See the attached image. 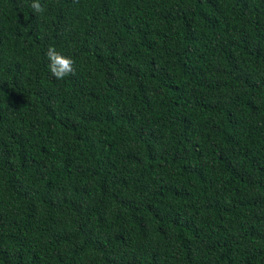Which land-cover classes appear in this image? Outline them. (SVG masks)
<instances>
[{
    "label": "trees",
    "instance_id": "1",
    "mask_svg": "<svg viewBox=\"0 0 264 264\" xmlns=\"http://www.w3.org/2000/svg\"><path fill=\"white\" fill-rule=\"evenodd\" d=\"M39 2L0 0V264H264V0Z\"/></svg>",
    "mask_w": 264,
    "mask_h": 264
},
{
    "label": "clouds",
    "instance_id": "2",
    "mask_svg": "<svg viewBox=\"0 0 264 264\" xmlns=\"http://www.w3.org/2000/svg\"><path fill=\"white\" fill-rule=\"evenodd\" d=\"M29 6L34 12H43L45 10L39 0H32ZM46 56L49 61L50 73L57 80H63L74 73V60L58 52L55 47L50 46L47 49Z\"/></svg>",
    "mask_w": 264,
    "mask_h": 264
}]
</instances>
